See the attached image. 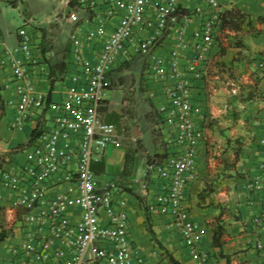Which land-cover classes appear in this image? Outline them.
<instances>
[{"label":"built area","instance_id":"built-area-1","mask_svg":"<svg viewBox=\"0 0 264 264\" xmlns=\"http://www.w3.org/2000/svg\"><path fill=\"white\" fill-rule=\"evenodd\" d=\"M223 12L220 0H69L63 18L73 26L70 52L77 71L63 98L52 102L32 78L40 65L37 28L34 34L20 28L12 48L0 35V68L16 83L11 126L23 130L48 108L56 111L50 125L38 126L26 161L1 172V184L13 193L4 264H154L132 236L123 180L100 181L95 169L113 141L114 125L101 117L112 76L137 58L144 60V76L161 85L165 101L158 112L168 127L167 153L146 165L148 182L159 184L151 193L143 183L144 194L153 196L147 208L167 215L193 258L206 264L202 231L187 205L202 139L194 80L217 44ZM172 35L171 47L159 53ZM259 69L264 73V54ZM247 186L263 190L264 172ZM254 222L264 229V200ZM256 248L264 264V241Z\"/></svg>","mask_w":264,"mask_h":264},{"label":"crops","instance_id":"crops-1","mask_svg":"<svg viewBox=\"0 0 264 264\" xmlns=\"http://www.w3.org/2000/svg\"><path fill=\"white\" fill-rule=\"evenodd\" d=\"M10 1L17 4L19 0ZM60 2L69 7V0ZM220 2L224 12L217 28L218 41L194 80L195 103L201 109L196 125L202 132V139L198 153V179L187 191V205L202 231L200 247L207 256L206 264H260L263 258L256 244L264 241V229L254 222V218L261 212L264 189L249 191L247 182L264 172V144L261 143L264 138V73L259 69V56L264 54V0ZM58 20L69 23L63 17ZM36 28L38 47L35 54L40 58V65L32 78L49 102L60 101L68 86L75 83L73 76L77 71L70 52V39L59 52L55 33L44 27ZM192 29L193 26L189 27V33ZM0 35L7 47L17 45L18 40L6 44L1 28ZM172 37L166 39L159 53L171 47ZM189 56L193 57L194 53L190 52ZM136 60L112 76L115 83L111 89L120 87L124 70L137 66ZM142 74L146 83L144 64ZM15 86L11 73L0 68V179L5 168L26 161L38 126L50 125L56 114L54 109L48 108L41 120L32 118L23 130L14 129L11 122L16 111ZM152 86L154 88L148 93L152 109L146 113L149 126L146 125L144 130L137 123L134 130L128 124L119 127L107 116L112 103L107 98L101 117L114 125L113 141L96 161L95 169L102 175L121 178L126 185L131 208V233L133 238L138 234L149 241L143 244L142 251L150 261L175 264L173 256L179 264H201L193 258L180 233L171 226L169 217L151 213L147 208L153 196L144 194L143 183L149 181L146 165L150 157L164 156L168 150V127L158 112L165 97L160 84L152 82ZM124 104V115L134 116L135 100L126 96ZM126 109L131 111L126 112ZM151 111L158 114L159 123L150 118ZM148 130L153 134V150L148 149L144 139V131ZM143 151V155L146 154L144 174L139 178ZM148 184L151 193L158 190L156 179ZM12 197L11 190L0 180V237L4 236L0 241V264L8 258L11 232L8 207Z\"/></svg>","mask_w":264,"mask_h":264},{"label":"rangeland","instance_id":"rangeland-1","mask_svg":"<svg viewBox=\"0 0 264 264\" xmlns=\"http://www.w3.org/2000/svg\"><path fill=\"white\" fill-rule=\"evenodd\" d=\"M67 10L68 8L64 7L60 0H19L17 4L12 3L10 0H0V28L1 32L4 34L6 44L11 45L17 42V31L20 28L26 27L28 31L34 34L36 33V27L39 26L55 33L57 38L56 47L60 52L69 42V36L73 29L72 24L67 23L65 20H58V17H63V14ZM36 38H38V35ZM143 61L142 58H137V66L134 68L130 66V68L124 70V75L120 81V87L109 89L106 93V97L112 102L107 116L115 121V123H118L121 128H123L122 125L128 124L132 127V130H134V124L136 123L139 124L142 129L146 125L149 126L146 113L152 109V101L149 99L148 93L154 86H152V81L149 78H146L145 83L143 74L141 75L144 64ZM126 96L130 98L131 101L135 100L136 102V113L134 116L124 115V98ZM130 111L131 110L126 109V112ZM150 118L159 123L160 118L154 111H151ZM144 133V139L148 149L153 150V134L149 130L144 131ZM155 134H158V129H156ZM143 153L144 151L141 152L142 158L140 160L139 178H141V176L143 177L144 174L146 154L143 155ZM97 178L100 181H105L114 178V176H108L107 174L102 175L97 172ZM139 186H141V184ZM134 240L141 250H143V244L149 242L140 238L138 234L134 237Z\"/></svg>","mask_w":264,"mask_h":264},{"label":"trees","instance_id":"trees-1","mask_svg":"<svg viewBox=\"0 0 264 264\" xmlns=\"http://www.w3.org/2000/svg\"><path fill=\"white\" fill-rule=\"evenodd\" d=\"M222 18H223V16H222ZM103 108H104V107H103ZM151 158H152V157L149 158V161L151 160ZM216 238H217V233H216ZM2 239H4V236H3V235L0 237V241H1ZM172 260L174 261L175 264H179V262H178L175 258H173V256H172Z\"/></svg>","mask_w":264,"mask_h":264}]
</instances>
